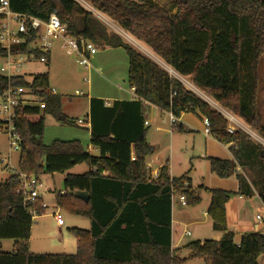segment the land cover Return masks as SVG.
I'll return each instance as SVG.
<instances>
[{
	"label": "trees",
	"instance_id": "obj_1",
	"mask_svg": "<svg viewBox=\"0 0 264 264\" xmlns=\"http://www.w3.org/2000/svg\"><path fill=\"white\" fill-rule=\"evenodd\" d=\"M127 34L142 42L176 75L190 80L222 109L264 137L257 106V66L264 53V0H84ZM15 12L47 20L55 14L68 34L96 46L123 48L128 59L127 84L131 101L89 100L90 153L77 140L42 141L46 115L60 125L72 124L61 110V99L50 92L48 76L34 75L31 82L14 78L11 84L32 88L44 108L23 106L13 125L20 137L17 167L28 175L65 173L85 163L82 174L63 176V194L55 204L90 220V228H72L75 254H33L27 242L32 218L18 193L19 179L11 174L0 183V240L15 241L11 252L0 251V264H183L202 259L205 264H258L264 254V235L244 233L238 243L226 223L225 204L233 192L208 189L207 215L220 239L191 241L187 258L179 259L171 247L172 188L187 205L200 197L183 175L169 176L163 165L158 177L148 181L146 159L154 146L146 140L147 108L152 105L178 119L183 113L205 116L211 135L229 145L232 159L208 158L218 177L234 175L237 194L251 195L249 182L264 206V146L241 129L227 131L228 119L197 96L181 80L133 48L76 0H9ZM4 51L0 48V56ZM8 81L0 75V93ZM3 122L0 120V127ZM171 128L183 132L175 120ZM182 182L188 186L181 189ZM201 188V187H200ZM74 191L89 195L85 202ZM38 215L44 213L37 208Z\"/></svg>",
	"mask_w": 264,
	"mask_h": 264
},
{
	"label": "rangeland",
	"instance_id": "obj_2",
	"mask_svg": "<svg viewBox=\"0 0 264 264\" xmlns=\"http://www.w3.org/2000/svg\"><path fill=\"white\" fill-rule=\"evenodd\" d=\"M85 9L90 10L92 14L105 26L108 32L113 31L121 36V38L129 43L133 48L150 58L159 66L169 72L170 75L178 77L181 82L190 88L197 96L204 99L211 108L220 112L228 111L222 109L217 103L210 99L206 94L200 92L192 86L190 80L182 78L172 72L160 59H158L149 48L142 42L133 38L125 31L120 29L109 18L102 15L93 9L84 0H76ZM106 50L105 47L97 46L96 53L92 58L100 56ZM107 51V50H106ZM123 52L124 49L121 48ZM125 52V51H124ZM126 54V53H125ZM114 55V54H113ZM91 58V59H92ZM113 60L109 59L110 63ZM1 62V61H0ZM94 67L96 64L91 62ZM123 66V64H122ZM25 78L30 80L34 75L46 74L48 76L49 88L54 89L55 93L61 99V110L73 123L67 125H60L52 116L46 115L45 125L42 135V141L45 144H51L55 140H77L81 144L88 139L89 127H82L77 124V119H84L86 114V100L88 95L104 94L107 97L114 91L120 92L119 95L127 96L129 88L125 81L119 82L112 80L106 75V72L96 73L94 71L86 70L79 66L73 56L66 55L62 50L55 46L43 63H35L26 65L24 67ZM257 75L259 78L257 88V106L259 107L262 121L264 125V53L259 59L257 66ZM87 80V81H86ZM127 87V88H126ZM111 91V92H110ZM79 92L83 94H78ZM110 92V93H109ZM112 96L114 94H111ZM113 101V98H107ZM232 114L229 115V117ZM232 117V116H231ZM235 117V116H234ZM153 118V120H152ZM146 119L148 120V130L146 134L147 141H153L154 152L146 159V165L151 170H155L160 162L168 167L171 175L179 177L183 174L192 178L190 188L193 191H200V185H206L208 179L206 177L207 167L202 155L205 153L206 144L203 135L199 134L193 128H189V132H173L169 116L164 113L147 112ZM151 119V121H150ZM236 119V121H235ZM233 122L229 121L236 130L241 129L249 134L259 144L264 146V137L260 136L254 130L246 126L239 118L235 117ZM201 120V118H200ZM201 132H203V125L201 123ZM217 153L218 147H209ZM19 150H13L11 141L8 135L4 132L0 133V183L4 182L11 174L18 171ZM211 157V156H210ZM218 157V156H217ZM10 162L11 167H7ZM87 168L85 163L80 164L74 169L76 173H81ZM63 173H54L53 176L43 174L40 176L42 181V198L48 204V208L44 210L42 215L37 216L32 220L30 228V238L27 242L29 252L33 254H75L76 252V238L71 232L72 228H79L88 230L90 228V220L85 216L74 215L64 209H60L55 204V194L58 190H62ZM220 179V178H219ZM227 189H233L236 184V177L223 178ZM205 192V191H202ZM209 197L208 193L206 195ZM245 200V199H244ZM199 204V203H198ZM58 208V211L63 219L62 225H57L53 212ZM203 205H187L181 208L178 205L177 198L172 199V242L176 243L180 238L183 230L190 231V235L183 236V243H188L198 239H215L218 234L212 229L210 220L203 215ZM245 217L249 224L255 220V215L260 214L264 217V208L260 201L255 197L247 198L245 200ZM264 229V224L261 225ZM241 236L235 235V239H240ZM15 241L13 239H1L0 251L11 252L13 250ZM181 251V250H180ZM181 256L177 255L176 257ZM180 259V257H178ZM192 261V262H191ZM187 262V264H202V260L196 259ZM258 264H264V254L258 257Z\"/></svg>",
	"mask_w": 264,
	"mask_h": 264
},
{
	"label": "built area",
	"instance_id": "obj_3",
	"mask_svg": "<svg viewBox=\"0 0 264 264\" xmlns=\"http://www.w3.org/2000/svg\"><path fill=\"white\" fill-rule=\"evenodd\" d=\"M57 46L66 55L73 56L74 61L86 70H91V58L96 53L97 46L84 38L74 37L66 31V27L60 22L55 14H51L47 20L27 13L15 12L10 8L9 0H0V48L4 54L0 56V75L8 81L7 87L0 93V120L3 124L0 133L4 132L11 141L13 150H20V137L16 133L13 121L15 112L23 106H38L44 108L41 98L32 88L11 84L14 78H25L24 67L26 65L43 63L51 50ZM26 79V78H25ZM33 77L30 80L31 82ZM87 81V80H86ZM52 94H56L54 89H50ZM78 94H83L79 92ZM222 113V112H221ZM228 122L234 121L235 117L228 113H222ZM170 122L176 119L169 114ZM236 121V119H235ZM203 134L210 135L209 121L205 116H201ZM77 124L89 127V118L78 119ZM232 124L236 125L235 122ZM236 129L228 124L227 131L234 132ZM7 167H11L8 162ZM148 169L147 180L152 181L158 177V170ZM19 179L18 193L23 197V205L27 209L31 218L38 215L37 208L45 210L48 204L42 198V181L40 177L28 175L24 172L14 173ZM188 186L187 182H182L181 189ZM60 194L64 190H58ZM57 192V193H58ZM171 202L177 198L181 206H186L185 196L172 188ZM56 193V194H57ZM57 225L63 224V219L58 208L52 213ZM255 232L264 235V230H260L258 225L264 223V217L256 215ZM184 235L189 236L190 232L185 231Z\"/></svg>",
	"mask_w": 264,
	"mask_h": 264
},
{
	"label": "crops",
	"instance_id": "obj_4",
	"mask_svg": "<svg viewBox=\"0 0 264 264\" xmlns=\"http://www.w3.org/2000/svg\"><path fill=\"white\" fill-rule=\"evenodd\" d=\"M105 48L107 51L105 50L104 52L101 53L100 56H97V57H94L91 59V62L94 61L96 65L94 67L92 66L90 72L91 71H94L96 73L106 72V75L109 76L112 80L122 82V81H125V79H126V83H127V70H128L127 55L125 54L124 51L123 52L121 51V48H110V47H105ZM117 56H118V59H115V61L113 63H110L109 59L113 60ZM122 64H123V66H122ZM127 92H129L128 97L127 96L123 97L122 95H119L120 92H118V91H114L113 93H111L114 95L112 96L110 94L109 97H107L104 94L88 95L87 100H86V109L87 110H86L85 118H88V115H89V100H90V98L103 99L107 104L109 102H111L107 98H113L111 100H125V101H131V100L135 99V95L133 93V90L130 87L128 88ZM156 111L158 113H164V114L169 115L167 112L159 110L158 108H156L152 105H149L147 108L148 113L151 112L153 114V112H156ZM146 116H147V113H146ZM200 118H201V116L199 114L183 113V114H181V116L178 119H176L177 123H180L183 125V128H184L183 132H189V128H193L195 130L197 128V132L200 135L202 134L203 137L205 138L206 149H205V153H204V155H202L201 159H203L206 163V167H207L208 172H206L205 174H206V177L208 179V183H205L206 185H200L201 186L200 191L199 190L196 191L200 197L199 204H197V205L198 206L203 205V208H204L203 215H204V217H208V219L210 220V225H212V221L209 218V216L207 215V208H208V205L210 202V194L208 192V189H222L225 191L233 192L234 194L230 196L228 202L225 204L226 223H227L228 229L234 233V241L236 243H238L240 239H237V240L235 239L236 234L241 236L244 233H255L254 228H255V224H256V219L255 220L253 219L251 224L248 223V221L246 220V217H245L244 206H245V200L247 198L253 197L254 195L259 200L258 194H257L256 190L254 189V187L252 186V184L249 182V179L251 177H250V174H248V173H246L245 176L247 178V181H248L249 186L251 187V190L253 193L251 195L247 196V195H241V194L236 193L238 191L237 179H236V184L233 187V189L229 190V189H227L225 183L223 182V178L218 177L216 174H214L210 171L208 158L232 159V155H231V152L229 150V145H223V144L219 143L211 134L205 135V134H203V132L200 131V129H201ZM152 120H153V118H152ZM150 121H151V119H150ZM147 122H148V120L145 119L146 126H148ZM82 127H84V126H82ZM171 131H172V133L175 132L174 129H172ZM87 133H88V138H85V139H88V140L85 141L84 142L85 145L82 144V146L84 148H86L90 153L96 154L97 150L92 148L90 145V132L88 131ZM61 141H69V140H61ZM147 142L151 145L153 144V141L152 142L147 141ZM211 146L212 147H215V146L218 147L217 153H215L211 148H209ZM79 165L80 164L73 166L72 168L67 170L65 173H63V175L66 173L82 174V173L87 171V168H86L83 172L76 173L77 171H74V169L76 167H78ZM163 165H165V164L160 162L158 164V166L155 168V170H159V168L162 167ZM49 175L53 176L54 174H49ZM183 175L187 176V178L189 179V185L192 187V185H191L192 178H190L186 174H183ZM183 175H181V176H183ZM169 176L173 177V178H178V177L171 175L170 172H169ZM181 176H179V177H181ZM230 177L233 178L234 175H231ZM202 191H205V192H202ZM207 193H208L209 197L206 196ZM178 205L181 208L185 207V206H181L179 203H178ZM261 206L264 208V206L262 204H261ZM256 215H260V214H256ZM256 215H255V217H256ZM261 225L262 224L258 225L259 229L264 230V229H261L262 228ZM185 231H188V230H183L181 233V236L177 240V242L173 243L172 242V221H171V247L176 250L175 251L176 256L178 254L181 255V256H178V257H180V259L187 258L189 255V251L185 248V245L187 243H183V241H182L183 236H185L184 235ZM216 233H218V234L214 237L215 238L214 240L220 239V237L222 235V232H220V231H216ZM197 240L202 241V239H198V238H197ZM193 241H196V240H193ZM191 260H194V259H191ZM191 260L188 259L183 264H187V262H189ZM200 260H202V259H196V261H200ZM202 264H205V262L203 260H202Z\"/></svg>",
	"mask_w": 264,
	"mask_h": 264
},
{
	"label": "water",
	"instance_id": "obj_5",
	"mask_svg": "<svg viewBox=\"0 0 264 264\" xmlns=\"http://www.w3.org/2000/svg\"><path fill=\"white\" fill-rule=\"evenodd\" d=\"M74 196L78 199H81L85 202L88 201L89 195L85 191H74Z\"/></svg>",
	"mask_w": 264,
	"mask_h": 264
}]
</instances>
